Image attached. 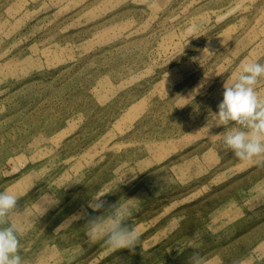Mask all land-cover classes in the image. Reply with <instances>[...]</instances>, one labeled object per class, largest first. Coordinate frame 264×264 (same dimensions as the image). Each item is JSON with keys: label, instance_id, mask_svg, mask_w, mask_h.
<instances>
[{"label": "rangeland", "instance_id": "rangeland-1", "mask_svg": "<svg viewBox=\"0 0 264 264\" xmlns=\"http://www.w3.org/2000/svg\"><path fill=\"white\" fill-rule=\"evenodd\" d=\"M244 61L264 63V0H0V190L28 264H264V162L213 122ZM122 199L140 243L89 244Z\"/></svg>", "mask_w": 264, "mask_h": 264}, {"label": "clouds", "instance_id": "clouds-1", "mask_svg": "<svg viewBox=\"0 0 264 264\" xmlns=\"http://www.w3.org/2000/svg\"><path fill=\"white\" fill-rule=\"evenodd\" d=\"M262 80L264 63L241 62L234 80L224 84L223 99L217 106L218 111L213 114L215 126L225 129L216 137L240 161L264 162V96L257 91ZM110 191H99L87 206L93 212L101 211L106 203L102 197ZM19 197L11 188L0 190V264H28L21 255V237L26 228L13 218ZM41 199L56 202L47 194ZM132 201L122 199L108 205L103 214L90 217L83 227L87 242L96 244L103 241L110 252L134 250L140 243L141 233L134 224L128 223L135 207ZM188 264H203L202 258L193 254L188 258ZM238 264L245 262L241 260Z\"/></svg>", "mask_w": 264, "mask_h": 264}]
</instances>
